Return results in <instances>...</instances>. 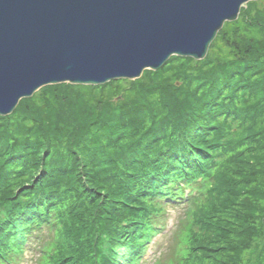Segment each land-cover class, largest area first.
Segmentation results:
<instances>
[{"label":"trees","instance_id":"obj_1","mask_svg":"<svg viewBox=\"0 0 264 264\" xmlns=\"http://www.w3.org/2000/svg\"><path fill=\"white\" fill-rule=\"evenodd\" d=\"M187 183L174 264H264V0L225 22L203 59L47 85L0 115V264L44 224L48 264H129Z\"/></svg>","mask_w":264,"mask_h":264},{"label":"water","instance_id":"obj_2","mask_svg":"<svg viewBox=\"0 0 264 264\" xmlns=\"http://www.w3.org/2000/svg\"><path fill=\"white\" fill-rule=\"evenodd\" d=\"M249 1L0 0V115L46 85L137 79L172 55L203 59Z\"/></svg>","mask_w":264,"mask_h":264},{"label":"rangeland","instance_id":"obj_3","mask_svg":"<svg viewBox=\"0 0 264 264\" xmlns=\"http://www.w3.org/2000/svg\"><path fill=\"white\" fill-rule=\"evenodd\" d=\"M118 96L119 99L122 98L121 94ZM165 206L166 209L163 211L164 215H160L161 218H159L161 220L160 226H164V229L162 233H157L149 242L147 250L141 259V263L139 262L138 264H169V262L174 264L173 255L175 256V251H173V247H175V243H177L180 239L181 230L183 229L184 233L187 234L190 232V228L188 227L190 222L188 206L180 204H164V207ZM164 207H162L161 210H163ZM162 223H164V225H162ZM178 225H180L179 228L176 227ZM44 231L45 229L40 226L34 230V235L29 237L28 245L19 264H48V256L47 259L42 257L44 248L43 244L48 243L49 240L53 239L55 237V233H49L47 231L45 233L46 238L44 236L45 239H43L42 237ZM37 235L38 238L36 237ZM180 254H183V252H180ZM189 263L190 261L187 259L184 264Z\"/></svg>","mask_w":264,"mask_h":264}]
</instances>
